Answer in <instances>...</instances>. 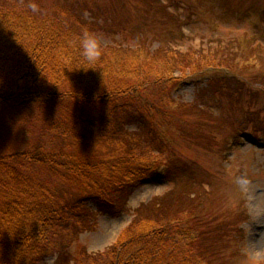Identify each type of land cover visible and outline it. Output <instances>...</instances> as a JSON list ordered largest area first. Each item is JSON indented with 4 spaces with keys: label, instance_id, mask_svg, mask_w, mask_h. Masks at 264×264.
Instances as JSON below:
<instances>
[{
    "label": "trees",
    "instance_id": "16d2710c",
    "mask_svg": "<svg viewBox=\"0 0 264 264\" xmlns=\"http://www.w3.org/2000/svg\"><path fill=\"white\" fill-rule=\"evenodd\" d=\"M30 2L0 0V132L8 141L0 137V264H214L205 223L169 217L163 201L136 210L104 252L78 245L99 216L130 212L136 183L171 182L179 158L164 132L185 105L169 91L191 59L165 47L102 45L83 69L75 37L102 28L80 8L35 0L33 13ZM155 154L168 157L166 166Z\"/></svg>",
    "mask_w": 264,
    "mask_h": 264
},
{
    "label": "rangeland",
    "instance_id": "374dc122",
    "mask_svg": "<svg viewBox=\"0 0 264 264\" xmlns=\"http://www.w3.org/2000/svg\"><path fill=\"white\" fill-rule=\"evenodd\" d=\"M43 1L47 9L80 8L102 28L104 47H165L191 59L175 73L180 80L169 91L185 105L180 121L164 132L179 158L171 182L136 183L130 212L99 216L97 230L82 234L78 245L104 252L136 210L163 201L169 217L190 214L205 223L214 264L239 252L233 264H264V0ZM156 157L159 167L166 166L167 156Z\"/></svg>",
    "mask_w": 264,
    "mask_h": 264
},
{
    "label": "clouds",
    "instance_id": "9594fccd",
    "mask_svg": "<svg viewBox=\"0 0 264 264\" xmlns=\"http://www.w3.org/2000/svg\"><path fill=\"white\" fill-rule=\"evenodd\" d=\"M28 7L31 9L33 13L39 11V5L32 0L29 3ZM78 50L80 56L84 62L83 69H89L91 65H95V63L101 58L102 45H101V37L95 31L89 29L88 27H84L82 31L75 37Z\"/></svg>",
    "mask_w": 264,
    "mask_h": 264
}]
</instances>
